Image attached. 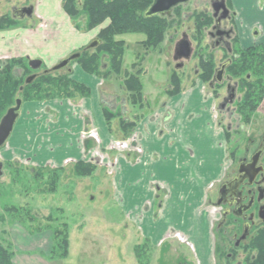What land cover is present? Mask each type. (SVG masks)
Returning a JSON list of instances; mask_svg holds the SVG:
<instances>
[{
  "label": "rangeland",
  "instance_id": "rangeland-1",
  "mask_svg": "<svg viewBox=\"0 0 264 264\" xmlns=\"http://www.w3.org/2000/svg\"><path fill=\"white\" fill-rule=\"evenodd\" d=\"M213 1L215 0H191L177 6L170 16H165L168 26L165 27L162 40L156 42V45H150L146 33H139L143 34L145 40L131 45L132 49L139 51V55L133 62L135 67L131 66L127 57L122 73H112L108 78L98 76L104 81L102 107L105 106L109 111L116 113V116L112 115L111 123L108 122L114 137L104 144L99 131L95 130L93 134L87 133L90 124H86L87 128L81 135L92 141L86 144L82 142L84 146L81 159L68 158L59 163L51 152L53 149L41 150L37 146L41 143L42 137L40 136L47 131L46 122L53 123L63 115L59 110L52 111L47 104L51 101L56 103L64 99L70 100L69 97L33 99L35 97L32 94L24 95L20 91L17 92V96H20L23 101L20 109L21 115L11 137L0 147V245L14 252V255L16 252L41 250L48 257L61 260L67 259L73 251H76L85 254L82 262L93 264H103L108 260L105 258H108L110 253L117 252L118 249L128 250L131 253L136 251L140 264H198L191 258L189 244L184 243L182 236H176L180 232L172 233L173 240L170 243L161 246L153 245L150 240L141 237L135 225L136 222H134L136 219L121 212L120 174L126 167L121 160L125 157L134 162L138 155H141V145L135 128L142 117L131 116L130 111L125 110L127 106L143 107L140 106L143 103L134 105L128 100V92L124 88L123 79L125 70L132 73L140 70L142 75L145 71L142 65L146 63L144 62L146 58L143 56L149 52L153 55V63L157 58L166 60L168 67H164L167 69L169 82L165 86L169 87V90H174L175 86H178L177 83L174 85L171 81L172 75L180 81L181 91L188 90L198 81L203 82L205 91L214 97L216 122L221 124L226 135L227 155L223 180L229 178L228 174L237 170L238 160L249 155L263 140L264 100L259 106L253 123L245 125L236 111V102L242 96L239 88L236 89L234 101H229L230 90L237 86L236 81L238 80L232 78L226 70L223 83L216 82L211 85V82L216 70L234 57V51L228 52V45L234 50L237 47L245 49L264 43V41H259L260 36H256V42H250L246 46L240 45L239 19L231 7L230 0H226L230 14L222 20V28L233 29V32L229 39L225 37L216 43L219 38L211 36V33L215 32L216 25ZM61 2L63 3V0ZM39 3L40 0H0V67L11 64L12 74L23 81V87L27 85L26 79L29 76L34 74L41 76L62 60L59 59L54 63L52 58L47 56V53L49 54L46 50L48 43L49 46L56 45L61 35L68 37L69 30L76 35L79 32L87 33L90 32L89 30L98 28L96 37L78 50L81 51L78 59L61 70L52 71L51 74L71 77L74 67L81 66L82 55L86 53L87 56H91L97 51L96 47L89 48V45L96 39L100 41V31L109 24L107 20L95 28L88 29L87 18L85 14H81L75 21L69 16L72 28L68 23L66 24V16L64 19V16L59 15L53 18L55 19L53 22L50 18L46 19L39 15L37 11ZM81 3L80 0V10ZM30 6L35 7V12L31 17L28 15L22 18L14 17L16 9ZM198 22L202 30L197 29ZM44 30L46 33L43 36ZM44 38L48 39L46 41L48 43L44 42ZM125 38L130 40L127 36ZM184 38L191 42V56L176 59L177 46ZM39 58L43 60L42 66L38 69L32 68L29 61ZM18 60L22 62L15 64L14 62ZM202 60H212L215 65L211 82H205L199 77ZM98 63L100 72L105 74L110 65V56L105 52H100ZM247 77L251 79L250 74ZM16 99L15 97L12 106L16 105ZM34 102L38 106L30 107V103ZM9 108L10 106L0 114V122ZM119 112L120 114L117 115ZM41 116H43L42 120H40ZM87 119L90 120L91 116L88 115ZM135 120H137L135 127L130 131L122 126V121L131 123ZM247 147L250 148L249 154ZM222 181L213 185L208 191L207 203H209L210 211L215 215L213 237L216 245L218 243L220 247L224 246V251L227 253L234 246L230 238L235 229L239 230V226L230 222L225 224L228 233L220 230L225 223L223 217L226 216L223 215L225 206L218 204L219 187ZM156 215H160V212H156ZM117 223L127 226L128 230H126L129 234L125 236V239L120 237L121 228L116 227ZM133 225L135 227H132ZM112 226H114L113 229ZM222 236L226 239L223 240ZM15 237L19 245L15 244ZM24 237L32 239L31 246L26 245ZM253 253L255 252L249 254V251H245L242 247L235 253L229 264H246V256L253 255ZM213 261L214 264H227L223 253L215 254Z\"/></svg>",
  "mask_w": 264,
  "mask_h": 264
},
{
  "label": "crops",
  "instance_id": "crops-1",
  "mask_svg": "<svg viewBox=\"0 0 264 264\" xmlns=\"http://www.w3.org/2000/svg\"><path fill=\"white\" fill-rule=\"evenodd\" d=\"M230 4L239 19L240 45L256 42V36H260L259 41H264V0H230ZM33 9L32 14L34 6ZM37 11L53 22V18L59 15L64 19L66 16V24L73 28L61 0H40ZM97 30L76 35L69 30L68 37L59 35L61 38L54 46H49L48 39L44 38V42L48 43L47 56L55 63L78 52L96 37ZM45 33L44 30L43 36ZM117 38L126 42L123 64L128 57L132 66L139 51L132 49L131 45L144 41L143 34L126 33ZM143 57L146 58V63L142 65L145 71L141 75L145 105L136 108L127 106L125 110L130 111L131 116L142 117L135 128L141 155L134 162L125 157L121 160L126 164L120 174L121 212L136 219L134 222L141 237L150 240L153 245L170 243L172 233L180 232L176 236H182L184 243L189 244L191 258L196 263L214 264L215 215L210 211L207 196L212 186L225 177L227 155L226 135L221 124L216 122L214 97L205 91V85L200 81L188 90L170 95L169 87L165 86L169 82L166 60L157 58L153 63V55L149 52ZM72 77L87 85L91 95L64 99L58 103L49 102L47 106L52 111L59 110L63 115L53 123L46 120L47 131H43L41 143L37 144L41 150L53 149L51 152L59 163L68 158L81 159L82 142L92 141L81 135L87 128L86 124H90L87 133L99 131L104 144L114 137L102 107L103 79L86 72L80 65L74 67ZM37 106L35 102L30 103V107ZM156 212L160 215L157 216ZM115 225L121 228L120 237L125 239L129 234L127 226ZM24 238L26 245L33 243L32 239ZM14 242L20 244L16 237ZM84 256V253L73 251L67 259H51L41 250H28L16 252L13 264H93L82 262ZM105 260L103 264H140L136 251L131 253L122 249L110 253Z\"/></svg>",
  "mask_w": 264,
  "mask_h": 264
},
{
  "label": "trees",
  "instance_id": "trees-1",
  "mask_svg": "<svg viewBox=\"0 0 264 264\" xmlns=\"http://www.w3.org/2000/svg\"><path fill=\"white\" fill-rule=\"evenodd\" d=\"M82 7L80 10V0H63L64 10L75 21L81 14L87 18V28L92 29L109 20V24L100 31V43L96 46L97 51L91 56L82 55L80 63L82 68L90 73L102 78H108L112 73H122L124 70L123 57L126 49V43L123 39H117L118 36L126 33H146L149 37L150 45H156V42L162 40L165 27L168 26L167 18L158 15L146 17L145 12L154 0H81ZM197 29L202 30L198 22ZM237 41L236 38H234ZM147 42V41H146ZM234 51V57L230 58L231 63L227 67V72L232 78L238 81V88L242 93L240 100L236 102L237 113L241 116V121L245 125H250L256 118L261 102L264 100V43L252 45L245 49L237 47ZM100 52H105L110 56V65L102 74L99 69L98 57ZM229 52V50H228ZM21 60L15 61L20 62ZM22 62V61H21ZM20 62V63H21ZM136 65L133 64L132 67ZM11 64L0 67V114L7 107H12L13 100L20 91L24 95L32 94L33 99H51L56 97H69V99L86 98L91 95L90 88L75 80L72 76H53L52 72L37 76L31 84H25L23 81L15 78L11 72ZM201 73L199 77L205 82H211L215 65L212 60L201 61ZM251 75L247 77V75ZM171 81L178 86L174 90H169L170 95L181 92L178 78L172 75ZM175 81V82H174ZM221 84V83H218ZM123 85L128 92V100L134 105L137 103L145 104L144 87L141 80V71L137 70L132 73L124 71ZM23 88V89H22ZM16 101V100H15ZM104 114L109 123H111L113 113L103 107ZM117 113V115H119ZM137 120L131 123L122 121V126L130 131L135 127ZM128 131V132H129ZM228 137L230 133H227ZM223 240L226 237H221ZM234 244V243H233ZM244 248L245 251L253 255H247L246 264H264V228L257 230L250 241L246 244L234 246L227 253L224 246L216 245V255L218 253L226 257L227 264L235 256V253ZM231 254V255H229ZM14 252L0 245V264H13ZM60 259V258H51Z\"/></svg>",
  "mask_w": 264,
  "mask_h": 264
},
{
  "label": "flooded vegetation",
  "instance_id": "flooded-vegetation-1",
  "mask_svg": "<svg viewBox=\"0 0 264 264\" xmlns=\"http://www.w3.org/2000/svg\"><path fill=\"white\" fill-rule=\"evenodd\" d=\"M218 15H222V12L220 11ZM218 41L220 42V38L216 43ZM236 87L238 90V82ZM238 100H240V97ZM261 149L263 151L257 164V167H261V170L252 179V174L255 170V166L252 165L253 158L258 150L260 151ZM247 151L249 154V147H247ZM228 177L221 182L219 187L218 201L220 199L223 201L221 204L225 206L223 215H226V218L223 217L225 223L222 228L220 227V230L228 233L225 224L230 222L239 226V230L235 229L232 233V238H230V241L239 247L241 244L248 243L257 230L264 228V137L254 151L238 160L237 170L229 173ZM224 184L225 190H229V192L221 198L220 188Z\"/></svg>",
  "mask_w": 264,
  "mask_h": 264
},
{
  "label": "water",
  "instance_id": "water-1",
  "mask_svg": "<svg viewBox=\"0 0 264 264\" xmlns=\"http://www.w3.org/2000/svg\"><path fill=\"white\" fill-rule=\"evenodd\" d=\"M191 0H154L153 3L150 5V7L147 9L145 12L146 17H153L156 15H161L163 17L165 16H170L172 11L179 5L188 3ZM212 7L214 10V17L216 18V25L214 27L215 33H211V36L217 37L220 39L230 38L231 34L233 32V29H224L222 28V20L226 19L229 14H230V9L227 7L226 0H215L212 3ZM33 6L30 7H25V8H20L16 9L14 11V17L16 18H22L25 15L31 16L33 13ZM222 12V15H218L219 12ZM219 40V39H218ZM219 43V41H218ZM100 44V41L98 39L94 40L90 45L89 48H94ZM229 46V51L230 45ZM192 53V47H191V42L187 39L184 38L182 39L176 49V55L175 58H189ZM81 56V51L75 52L68 57L62 59L59 63H57L54 67H52L50 70L48 69L45 73H49L52 71H58L66 66H68L72 61L75 59H78ZM231 63V60L229 59L227 62L223 63L220 68L216 70L215 76L213 81L211 82V85L217 83H223L224 81V74L226 72V68L228 65ZM29 64L32 68L38 69L42 66L43 61L41 59H31L29 61ZM37 77V74L31 75L26 79V83L29 84L31 83L35 78ZM231 77L229 76V79ZM236 89L237 87L234 86L230 90L229 94V101L233 102L236 96ZM22 99L18 97L16 99V105L12 106L8 109L7 113L3 116L0 122V147H2L6 141L10 138L15 124L18 120L19 114H20V109L22 107ZM226 104V103H225ZM263 149L256 153L255 157L253 158V166H255V170L252 174V179L260 172L261 167H257L261 152ZM1 168V166H0ZM229 190H225V184L220 188V196H225L228 194ZM223 201L220 199L218 201V204L221 205ZM245 237V236H244Z\"/></svg>",
  "mask_w": 264,
  "mask_h": 264
}]
</instances>
